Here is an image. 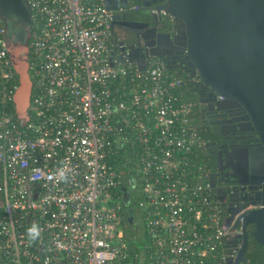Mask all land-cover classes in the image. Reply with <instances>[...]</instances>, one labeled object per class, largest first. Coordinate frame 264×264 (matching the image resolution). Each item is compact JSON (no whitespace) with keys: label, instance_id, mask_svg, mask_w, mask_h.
<instances>
[{"label":"built area","instance_id":"2783aa9c","mask_svg":"<svg viewBox=\"0 0 264 264\" xmlns=\"http://www.w3.org/2000/svg\"><path fill=\"white\" fill-rule=\"evenodd\" d=\"M26 1L23 121L0 13V264H233L257 205L222 210L182 78L121 53L105 0ZM120 186L134 187L129 210Z\"/></svg>","mask_w":264,"mask_h":264},{"label":"water","instance_id":"95a60500","mask_svg":"<svg viewBox=\"0 0 264 264\" xmlns=\"http://www.w3.org/2000/svg\"><path fill=\"white\" fill-rule=\"evenodd\" d=\"M127 1L105 0L115 12L113 27L114 24L124 25L138 41L118 49L141 66L147 54L164 58L170 69L169 62L176 58L183 69L192 68L193 73H197L198 81L191 84L199 88L198 93L208 90L210 96L216 93L230 105L241 107L244 113L241 121H246L257 135L258 146L251 148L247 157L251 164L262 167L256 193L259 206L249 209L244 216L241 245L232 261L244 264L249 234L264 247V0H153L152 3L146 1L140 8H128L132 14L141 13L131 14L129 19L124 13L130 6ZM153 11L158 14L156 20ZM0 13L5 23L8 51L17 70L9 43L13 37L14 47L23 46L24 61L28 63L30 7L26 0H0ZM176 20L183 23L182 30H178ZM121 44L122 40L118 42ZM142 48L147 54L141 52ZM158 49H162V53ZM216 107L228 109L227 106ZM248 224L253 226L250 232L246 228Z\"/></svg>","mask_w":264,"mask_h":264},{"label":"flooded vegetation","instance_id":"af4514ba","mask_svg":"<svg viewBox=\"0 0 264 264\" xmlns=\"http://www.w3.org/2000/svg\"><path fill=\"white\" fill-rule=\"evenodd\" d=\"M125 1L120 0L121 3ZM128 1L130 2L128 3ZM128 1L126 3L130 6L127 7L126 4L127 9H124L127 19L132 18V13L128 11V8L131 6L140 8L147 3L146 1L152 3L153 0ZM153 12L156 13V11ZM154 18L155 20L158 18L157 13ZM156 23L159 24V21ZM176 25L178 30L183 29L181 21L176 20ZM113 34L116 43L123 41L121 47L127 44L135 45L138 42L133 37L131 38L132 34L128 28L121 24H114ZM180 41L183 42L181 38ZM114 48L117 50L116 44ZM141 52L147 54L145 48H142ZM158 52L162 53V49H158ZM179 55L178 57H180ZM159 58L164 60L162 57ZM175 59H172L169 65L175 73L179 74L184 85L187 86L188 98L193 102L194 123L209 140L208 171L210 184L215 185V188L212 187V189L219 199L222 210L234 212L237 208L246 204H256L258 207L256 193L260 186V183H258L259 176L263 174L262 167L251 164L247 156L251 148L258 146L259 140L254 131L249 129L246 121H241L244 115L243 109L239 106L230 105L228 101L222 100L223 97L216 93L210 96L208 90L198 93L199 88L195 84H191L192 81H198L197 73H193V69L188 67L186 68L188 71H185L183 64L178 63ZM202 100H207V102ZM214 104L221 108L227 106L228 109H218ZM244 149L248 151L246 152ZM253 154L256 156L257 152ZM232 172L238 177L232 176ZM128 198H130L129 194ZM246 228L250 232L253 226L247 225ZM249 240L252 241L250 234L248 235ZM244 264H251L250 260L247 259ZM253 264H258V262L256 261Z\"/></svg>","mask_w":264,"mask_h":264},{"label":"rangeland","instance_id":"374dc122","mask_svg":"<svg viewBox=\"0 0 264 264\" xmlns=\"http://www.w3.org/2000/svg\"><path fill=\"white\" fill-rule=\"evenodd\" d=\"M133 37V35L131 36V38ZM11 41L9 43L10 45V51L11 54L13 56V58L16 60L15 63L17 65V70H19V74H18V87L17 90L15 91V93L13 94V100L16 104L17 107V112L18 115L20 117V119L23 121L26 119L27 117V107L29 105V97H30V93L29 90L31 91V78H30V73H29V69H28V63H26V61H24V52L22 50L23 46H17L14 47V43H15V38L11 37ZM16 70V69H15ZM16 70V72H17ZM17 72V73H18ZM135 219V218H134ZM225 222H228L230 220V218L227 216L225 218ZM131 222V221H130ZM138 243H142L143 242V236H139L137 239Z\"/></svg>","mask_w":264,"mask_h":264},{"label":"trees","instance_id":"16d2710c","mask_svg":"<svg viewBox=\"0 0 264 264\" xmlns=\"http://www.w3.org/2000/svg\"><path fill=\"white\" fill-rule=\"evenodd\" d=\"M132 15L137 16V15H141V13L136 12V14H132ZM170 70H172V69H170ZM187 89H188L187 86L184 85L183 86L184 97L186 99H189L188 95H187L188 94ZM116 156H117V158L121 159V158L126 156V152L124 150H120ZM207 162H208V159H207ZM133 189H134L133 186L132 187L120 186L117 189L118 192L121 194L120 201L122 203L124 210L127 208H128V210L131 209L133 202L131 201L130 198H128V194L131 191H133ZM248 225H252V224H248ZM245 253H246L245 254L246 259H249L251 264L255 263L256 261L258 262V264H264V247L261 246L259 243H257V241H255L253 238H252L251 242H250V240L248 241V247H247Z\"/></svg>","mask_w":264,"mask_h":264},{"label":"clouds","instance_id":"9594fccd","mask_svg":"<svg viewBox=\"0 0 264 264\" xmlns=\"http://www.w3.org/2000/svg\"><path fill=\"white\" fill-rule=\"evenodd\" d=\"M67 173L64 170H59V181H67ZM42 229L38 224L32 223L30 227L27 228L26 234L29 243L35 242L41 238Z\"/></svg>","mask_w":264,"mask_h":264}]
</instances>
